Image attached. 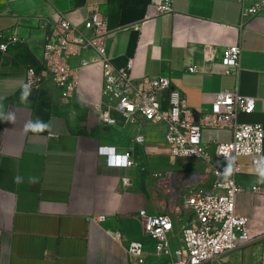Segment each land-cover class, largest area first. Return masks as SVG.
I'll return each instance as SVG.
<instances>
[{
    "label": "crops",
    "instance_id": "0c3cea01",
    "mask_svg": "<svg viewBox=\"0 0 264 264\" xmlns=\"http://www.w3.org/2000/svg\"><path fill=\"white\" fill-rule=\"evenodd\" d=\"M153 1L0 0V45L11 35L16 38L0 51V264H135L125 251L130 242L142 244L144 264H155L153 242L131 215L181 208V193L190 184L163 187L155 173H202L199 162L169 157L163 125L116 111L112 96L102 92L99 68L81 73L66 104L51 87L33 95L20 91L26 68L37 66L46 31L59 17L80 26L88 7H97L110 32L105 56L115 69L131 63L136 80L168 79L195 122L210 112L216 93L235 90L255 101L254 112L238 114L236 122L264 129V10L240 27L237 0H173V14L133 31ZM238 41V74L225 75L219 59L210 57ZM190 67L196 72L189 73ZM93 107L107 111L114 125H101ZM201 139L205 145L226 143L231 131L205 127ZM101 148L128 153L138 167L107 166ZM235 163L242 188L235 212L247 217L259 242L215 264H264V166L253 167L246 157ZM228 169L221 165L224 174ZM122 178L129 187L121 185ZM100 217H105L101 223ZM185 224V218H174V247Z\"/></svg>",
    "mask_w": 264,
    "mask_h": 264
},
{
    "label": "built area",
    "instance_id": "2783aa9c",
    "mask_svg": "<svg viewBox=\"0 0 264 264\" xmlns=\"http://www.w3.org/2000/svg\"><path fill=\"white\" fill-rule=\"evenodd\" d=\"M239 5L240 27L264 10V0H237ZM173 0H154L149 6L145 19L132 30L140 28L162 15L173 14ZM87 18L80 26L74 25L65 17H59L46 31L44 43L36 67H27L21 92L33 95L39 90L51 87L59 93L66 104L75 93L81 73L89 67L99 68L102 73V92L115 101V109L123 117L139 114L145 122L164 126V143L168 155L178 162H199L201 174L187 177L179 174L159 172L153 175L160 186L170 187L179 181L188 182L182 195L181 208L171 213L148 214L141 210L131 215L140 220L142 235L153 242L155 264H215L225 255L244 249L259 242L250 233L248 219L236 214L235 200L242 192L236 177L240 167L235 163L239 157L250 158L251 166H264V129L257 124H238V114L250 115L255 110L251 97L238 94L235 90H224L215 94L209 113L195 122L186 101L166 78L134 79L131 63L124 69H115L105 56V43L110 35L107 21L95 6L88 7ZM1 37V36H0ZM16 38L11 35L6 44L0 45L5 52L8 43ZM89 58H85V54ZM241 49L239 41L233 43L218 58L226 69L225 75H236L239 71ZM76 60L72 66L71 61ZM196 72L195 67L187 70ZM164 97V99L162 98ZM92 113L101 125L113 126L114 120L107 111L92 108ZM229 129L231 139L226 143H202L203 128ZM141 143V139H136ZM212 150L209 154L208 151ZM106 154V165L117 169L137 168L128 153L115 154L114 149L101 148ZM221 165L228 166L224 174ZM142 171L144 169H141ZM121 185L129 187L128 179L122 178ZM253 192H258L256 187ZM185 218L176 247L172 245L174 218ZM105 217H100L101 223ZM119 236L114 235L117 239ZM127 256L135 264H144L143 247L140 242H130L125 248Z\"/></svg>",
    "mask_w": 264,
    "mask_h": 264
}]
</instances>
